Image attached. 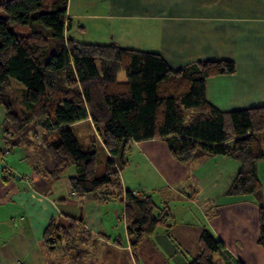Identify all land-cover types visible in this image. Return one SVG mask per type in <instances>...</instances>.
<instances>
[{"label":"crops","instance_id":"0c3cea01","mask_svg":"<svg viewBox=\"0 0 264 264\" xmlns=\"http://www.w3.org/2000/svg\"><path fill=\"white\" fill-rule=\"evenodd\" d=\"M65 20L64 38L158 53L173 72L205 61H231L234 73L205 80L206 100L222 112L264 106V0H68ZM4 114L0 104V264H186L199 254L205 229L221 241L228 260L264 264L258 244L264 200L226 194L240 168L237 161L201 154L182 162L169 154L163 139L133 142L134 172L147 171L154 188L136 174L134 182L119 172L121 191L149 196L169 216L167 227L144 237L134 253L124 222L115 228L122 200L105 203L71 192L67 177L75 168L52 181L43 164L24 161L28 155L17 168L9 165L13 147H33L44 157L41 140L30 141L28 134L4 154ZM83 123L92 125L87 117L71 127ZM255 168L264 181V160ZM56 227L59 240L47 244ZM56 247L54 254L50 250ZM212 258L214 264H229L219 254Z\"/></svg>","mask_w":264,"mask_h":264},{"label":"trees","instance_id":"16d2710c","mask_svg":"<svg viewBox=\"0 0 264 264\" xmlns=\"http://www.w3.org/2000/svg\"><path fill=\"white\" fill-rule=\"evenodd\" d=\"M67 2L0 1L4 145L12 149L22 139L18 135L24 137L27 129L42 127L47 176L59 180L74 167L75 174L67 177L71 192L92 194L105 203L122 200L121 219L134 253L144 237L167 227L169 216L149 196L121 191L119 172L127 163L130 142L163 139L169 154L182 162L201 154L231 158L240 168L226 194L260 195L255 166L264 160V149L256 137L264 133V106L222 112L205 98V80L234 73L233 62L205 61L173 72L158 53L64 38ZM49 39L54 46L51 54ZM120 72L125 76L123 82L117 81ZM9 79L24 87L22 105L6 94ZM87 117L106 152L102 163L97 161L95 147L80 142L71 127ZM258 225V244L264 248L262 206ZM56 228L50 233L53 240H45L47 244L59 240L61 232ZM198 243L199 254L186 264H214L213 254L229 259L221 241L208 230L201 232Z\"/></svg>","mask_w":264,"mask_h":264},{"label":"rangeland","instance_id":"374dc122","mask_svg":"<svg viewBox=\"0 0 264 264\" xmlns=\"http://www.w3.org/2000/svg\"><path fill=\"white\" fill-rule=\"evenodd\" d=\"M45 33L49 34V31H46ZM47 45H48V54H51L53 52V50H54L53 42L49 39ZM117 77H118L119 80L120 79H124V74L123 73H119ZM6 94L11 96V97H13L20 105H22L21 103H22V99H23V96H24V87L20 83L16 82L13 79H9L8 86L6 88ZM27 130H28L27 137H29L30 141H33L34 133H37V135H38L37 137H35V140L37 138H39L37 140V142L41 140V136H42V132H43L42 127L38 126V127H35V129H27ZM73 131H74L75 136L78 138V140L80 142H82L86 146L93 145L95 147L97 161L99 163L100 162L102 163L104 161V159H105L106 152H105L102 144L100 143L99 137H98L95 129L93 128V126L88 124V123H83V124H80V125L74 127ZM18 137L19 138H23L22 135H18ZM256 141L258 142V145L261 146V149H264V133L263 132L259 133L257 135ZM34 144H35V141H34ZM13 152H14L13 156H10V157L6 158L10 162L9 165L11 167H13V168H17L19 163L22 164L26 160H29V162L31 160H36L37 164L40 165V166L43 164L42 155L40 153L39 154L37 153L38 155H36V150L33 147H30L28 149L25 148V147L23 149H21L19 147H13ZM24 155H26V156L28 155V158L25 159L21 163V161H20L21 158L20 157H22ZM135 157H136V153L134 151V144H133V142H130L129 143V149L127 150V153L125 155V159H126L127 163L125 164L124 168L120 171L121 177L130 179V180H134V182H135V178L139 177L141 182L143 184H145L148 188H154L153 187L154 186L153 179L148 177V174H147V176L144 174L147 171H144V173H143L142 172L143 168H141V176H140V172H138V170H136L137 174L134 172L135 168L133 167V161L135 160ZM29 162H27L26 164L29 165ZM128 164H130V165L127 166ZM72 169H74V167H71L69 170H67V173L70 170H72ZM28 173L30 174V170L29 171H27V170L24 171V174H28ZM135 174L137 175V177L134 176ZM259 181L261 183L262 192L260 193V195H257V198L264 200V181H261L260 179H259ZM115 201L118 202L119 199L116 198ZM78 217H79V214H78ZM122 221H123L122 219L120 221L116 220V224H115L116 225V227H115L116 229L119 230V228L120 229L122 228V223H121ZM49 247L50 246H48V248ZM50 251L52 253H54V254H57L58 253V247L53 248Z\"/></svg>","mask_w":264,"mask_h":264},{"label":"built area","instance_id":"2783aa9c","mask_svg":"<svg viewBox=\"0 0 264 264\" xmlns=\"http://www.w3.org/2000/svg\"><path fill=\"white\" fill-rule=\"evenodd\" d=\"M10 152V149L8 148V147H5L4 148V154H7V153H9Z\"/></svg>","mask_w":264,"mask_h":264},{"label":"water","instance_id":"95a60500","mask_svg":"<svg viewBox=\"0 0 264 264\" xmlns=\"http://www.w3.org/2000/svg\"><path fill=\"white\" fill-rule=\"evenodd\" d=\"M78 220H81V216L79 215Z\"/></svg>","mask_w":264,"mask_h":264}]
</instances>
